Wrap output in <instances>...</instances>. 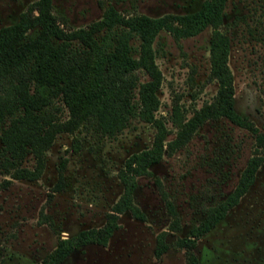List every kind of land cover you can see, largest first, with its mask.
Listing matches in <instances>:
<instances>
[{
	"label": "rangeland",
	"instance_id": "obj_1",
	"mask_svg": "<svg viewBox=\"0 0 264 264\" xmlns=\"http://www.w3.org/2000/svg\"><path fill=\"white\" fill-rule=\"evenodd\" d=\"M33 1L0 0V26L14 22ZM201 2L52 0L53 12L65 17L71 28L101 18L109 6L125 15L158 16L192 11ZM224 10L235 108L264 132V0H227ZM211 32L208 26L196 35L176 39L161 30L154 39L155 59L163 74L156 116L171 128L169 137L176 131L171 121L175 98L190 115L192 108L200 107L216 92L217 82L208 80ZM131 41L138 42L136 37ZM131 75L136 83L131 95L136 98L137 83L149 77L142 68ZM54 103L62 107L54 112L55 118L66 119L68 112L61 100ZM154 132L151 123L137 117H130L113 133L89 124L73 133L59 132L45 150L41 175L33 180L14 178L6 172L8 153L0 142V264H42L41 258L56 246L59 236L101 225L123 191L118 171L124 160L150 145ZM254 141L250 131L227 118L205 122L187 144L138 177L134 200L145 212V220L125 211L106 245L87 244L74 250L62 264H184V249L176 245L159 260L155 256L157 236L172 220L165 198L172 200L182 223L181 230L167 236L174 241L203 218L207 206L233 189L253 153ZM62 162L65 189L49 198ZM33 164L31 153L22 158L21 166ZM42 213L52 218L54 227L42 220ZM196 250L199 264H264V163L249 190L199 239Z\"/></svg>",
	"mask_w": 264,
	"mask_h": 264
},
{
	"label": "trees",
	"instance_id": "obj_2",
	"mask_svg": "<svg viewBox=\"0 0 264 264\" xmlns=\"http://www.w3.org/2000/svg\"><path fill=\"white\" fill-rule=\"evenodd\" d=\"M226 1L202 0L195 10L158 16L125 15L109 6L101 18L71 28L65 17L53 12L52 0H35L16 22L0 27V142L8 153L6 172L12 177L38 178L44 167L45 150L59 132L73 133L89 124L113 133L130 117L155 127L151 144L132 152L119 169L123 191L105 213L104 222L67 237L59 236L56 246L42 258V264H62L74 250L86 244L106 245L125 211L145 220V212L134 200L138 177L148 174L150 167L165 155H172L187 144L205 122L227 118L250 131L255 139L253 153L237 183L223 198L203 210V218L191 225L186 235L177 236L174 241L167 240V236L181 230L182 223L174 203L166 197L172 220L167 230L158 234L154 250L159 260L169 247L176 245L184 249V264H199V239L238 203L264 162V132L235 108L234 78L228 64L230 36L224 30ZM208 26L212 28L208 80L217 82L216 92L200 107L192 108L190 115L175 98L171 121L176 131L169 137L171 128L156 116L163 74L155 59L154 39L161 30L178 39L196 35ZM133 37L137 44L131 41ZM139 68L149 78L137 83L134 98L131 88L135 81L131 74ZM57 98L68 112L66 119L54 116L55 111L62 109L54 103ZM28 153L34 157L33 166H21ZM63 167L64 162L59 165L49 198L65 189ZM41 215L44 222L54 227L49 215Z\"/></svg>",
	"mask_w": 264,
	"mask_h": 264
},
{
	"label": "flooded vegetation",
	"instance_id": "obj_3",
	"mask_svg": "<svg viewBox=\"0 0 264 264\" xmlns=\"http://www.w3.org/2000/svg\"><path fill=\"white\" fill-rule=\"evenodd\" d=\"M20 14H21V13H20ZM20 14L17 16V19H16L14 22H16V21L18 20ZM14 22H12V23H14ZM3 26H4V25H3ZM0 27H1V26H0ZM263 163H264V162H263ZM263 163L260 165V167L263 165ZM260 167H259V168H260ZM258 170H259V169H258ZM257 172H258V171H257ZM257 172H256V175H257ZM255 179H256V178H255ZM254 181H255V180H254ZM253 183H254V182H253ZM248 190H249V189H248ZM83 229H84V228H83ZM80 230H82V229H80ZM80 230H78V231H80ZM78 231H76L75 233H77ZM75 233H73V234H75ZM73 234H71V235H73ZM69 236H70V235H69ZM86 245H87V244H86ZM84 246H85V245H84ZM72 253H73V252H72ZM72 253H71V255H72ZM45 255H46V254H45ZM45 255H44V256H45ZM71 255H70V257H71ZM44 256H43V257H44ZM43 257H42V258H43ZM70 257H69V258H70ZM42 258H41V260H42Z\"/></svg>",
	"mask_w": 264,
	"mask_h": 264
}]
</instances>
